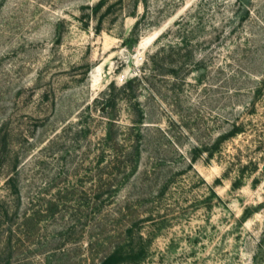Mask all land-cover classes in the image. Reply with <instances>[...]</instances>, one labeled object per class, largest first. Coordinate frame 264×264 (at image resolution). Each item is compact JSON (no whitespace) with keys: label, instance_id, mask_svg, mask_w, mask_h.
Listing matches in <instances>:
<instances>
[{"label":"rangeland","instance_id":"1","mask_svg":"<svg viewBox=\"0 0 264 264\" xmlns=\"http://www.w3.org/2000/svg\"><path fill=\"white\" fill-rule=\"evenodd\" d=\"M115 251L264 264V0H0V264Z\"/></svg>","mask_w":264,"mask_h":264},{"label":"trees","instance_id":"2","mask_svg":"<svg viewBox=\"0 0 264 264\" xmlns=\"http://www.w3.org/2000/svg\"><path fill=\"white\" fill-rule=\"evenodd\" d=\"M165 50H166L165 45L160 46L155 52L149 55L143 68L134 77L130 78L129 80H126L119 87L120 92L123 93L124 99H129L130 101H134V100L136 101L132 103L133 110L138 115H140L142 119H144L143 116L145 115V113L143 109L141 108V104L138 101L139 93L142 91L143 85L145 84L148 85L149 83L152 82V80L156 76L162 75V73H160V64L164 60ZM116 88L117 86L112 82L107 88V91H105L99 99L102 102V104H104V107L107 109L105 111L107 114H111L110 111L113 109V107L116 104V100H117V97L115 96ZM112 115L113 114H111V116ZM108 120H109V124H111L112 126H114V123H116L115 118L113 117H109ZM136 123L140 124L139 122H136ZM138 124H135V125H138ZM135 125L133 127H135ZM234 127L236 128V125H234ZM132 129L135 130L136 128H132ZM110 140H112V135L110 136V133H109L107 134V137H106L107 143H110ZM109 145L110 144H107V147H110ZM111 148L116 150L114 146H111ZM132 149L134 152L137 150L139 151V147L135 145L132 146ZM117 152L124 153L123 154L124 157L128 156V152H122V150H118V149H117ZM133 154L135 155V153ZM119 155H122V154H119ZM117 253L118 251H115L113 254L105 257V259L101 262V264H119V262L123 261L125 258H123L122 256L119 257Z\"/></svg>","mask_w":264,"mask_h":264}]
</instances>
